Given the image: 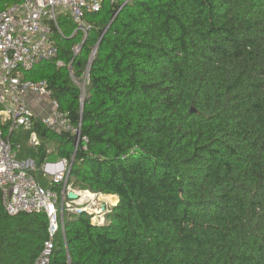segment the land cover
<instances>
[{
    "label": "trees",
    "instance_id": "obj_1",
    "mask_svg": "<svg viewBox=\"0 0 264 264\" xmlns=\"http://www.w3.org/2000/svg\"><path fill=\"white\" fill-rule=\"evenodd\" d=\"M61 18L58 54L24 78L46 80L88 141L40 119L38 147L6 135L119 202L101 225L66 211L51 264H264V0H107L87 36ZM48 227L0 190V264H33Z\"/></svg>",
    "mask_w": 264,
    "mask_h": 264
},
{
    "label": "built area",
    "instance_id": "obj_2",
    "mask_svg": "<svg viewBox=\"0 0 264 264\" xmlns=\"http://www.w3.org/2000/svg\"><path fill=\"white\" fill-rule=\"evenodd\" d=\"M107 0H17L11 4L0 0V190L3 205L10 215L20 213H45L49 218L48 240L33 264H51L57 234L64 231V213L86 212L91 222L101 225L111 209L102 193H93L94 199L80 202L84 192L69 184L71 163L62 158L59 162L45 159L42 165L45 186L37 177V161L34 158H19L21 144L14 145L8 133H28L29 145L38 147L41 139L35 130L40 119L47 127L59 133L68 132L80 140L88 141L81 134L67 110L53 96L46 80L33 81L24 78V72L37 63L53 59L59 51L56 32L61 33L58 11L65 13L77 24V29L87 36L92 26L86 15L98 12ZM114 2L115 0H109ZM64 15V14H61ZM77 55L81 44L73 47ZM58 65H63L58 61ZM72 71V64L70 65ZM89 77L88 70L84 81ZM85 83L83 84V91ZM43 101L39 102V100ZM41 106L35 111L32 103ZM63 185L59 191L55 187ZM74 191L77 199L68 197Z\"/></svg>",
    "mask_w": 264,
    "mask_h": 264
},
{
    "label": "rangeland",
    "instance_id": "obj_3",
    "mask_svg": "<svg viewBox=\"0 0 264 264\" xmlns=\"http://www.w3.org/2000/svg\"><path fill=\"white\" fill-rule=\"evenodd\" d=\"M61 14H64V16L66 15L65 13L61 12L60 9H59V11H58V20H59V24H60V26H61V30L66 31V30L68 29V27H69V22H65V21L61 18ZM24 139H25V138H24ZM24 139H23V140H24ZM26 144L29 145V137H28V139H27V137H26ZM49 151L54 152V151H55V148H54V147H50ZM61 159H62V158H58V157L55 156V158H54L52 161H54V162H59V161H61ZM50 160H51V159H50ZM47 181H48V180H47ZM70 186H72V187L75 188V189H79V190H87V189H82V188H79V187H74L73 184H70ZM91 193H94V192L91 191ZM116 204H117V203H115V204H111V203L108 202V208H109V209H112Z\"/></svg>",
    "mask_w": 264,
    "mask_h": 264
},
{
    "label": "bare ground",
    "instance_id": "obj_4",
    "mask_svg": "<svg viewBox=\"0 0 264 264\" xmlns=\"http://www.w3.org/2000/svg\"><path fill=\"white\" fill-rule=\"evenodd\" d=\"M96 197V195H93V193H89V192H84L83 193V198L80 200V202H84L88 199H94ZM101 199H105L106 201H108L111 204H115L118 202V196L117 195H100Z\"/></svg>",
    "mask_w": 264,
    "mask_h": 264
},
{
    "label": "water",
    "instance_id": "obj_5",
    "mask_svg": "<svg viewBox=\"0 0 264 264\" xmlns=\"http://www.w3.org/2000/svg\"><path fill=\"white\" fill-rule=\"evenodd\" d=\"M94 54H95V50H94V52L92 53V57H91V58H93ZM82 104H83V102H82ZM46 155H47V152L44 151V152L42 153L40 159L37 161V167H41V166L43 165V163H44V161H45V158H46ZM105 195H107V194H105ZM68 197L71 198V199H77V198H78V195H77L74 191H69V192H68ZM118 202H119V199H118ZM118 202H117V203H118ZM116 205H117V204H116Z\"/></svg>",
    "mask_w": 264,
    "mask_h": 264
},
{
    "label": "crops",
    "instance_id": "obj_6",
    "mask_svg": "<svg viewBox=\"0 0 264 264\" xmlns=\"http://www.w3.org/2000/svg\"><path fill=\"white\" fill-rule=\"evenodd\" d=\"M38 100H39V99H38ZM39 102H42V104H43V101H42V100H39ZM37 103H38V102H37ZM37 103L33 102L32 105H33L35 111H37V113H40V112H41V106H42V105L37 104Z\"/></svg>",
    "mask_w": 264,
    "mask_h": 264
}]
</instances>
